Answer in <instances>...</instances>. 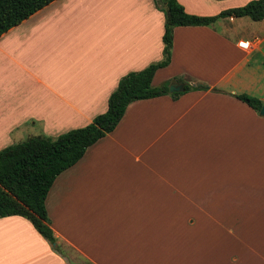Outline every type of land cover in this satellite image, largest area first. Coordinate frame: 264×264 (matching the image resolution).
<instances>
[{
  "label": "crops",
  "instance_id": "obj_1",
  "mask_svg": "<svg viewBox=\"0 0 264 264\" xmlns=\"http://www.w3.org/2000/svg\"><path fill=\"white\" fill-rule=\"evenodd\" d=\"M249 1L178 0L202 16ZM244 17L173 28L152 85L184 90L130 102L57 175L54 244L0 217V264H264V116L237 97L264 103V18ZM164 20L154 0H52L1 34L0 149L104 112L121 76L162 59Z\"/></svg>",
  "mask_w": 264,
  "mask_h": 264
},
{
  "label": "trees",
  "instance_id": "obj_2",
  "mask_svg": "<svg viewBox=\"0 0 264 264\" xmlns=\"http://www.w3.org/2000/svg\"><path fill=\"white\" fill-rule=\"evenodd\" d=\"M52 0H0V35L17 25ZM164 14L163 57L145 68L121 76L107 100V109L95 115L88 124L67 130L56 137L33 136L0 149V217L20 215L27 218L48 242L56 239L50 226L45 198L54 179L76 163L88 146L111 132L122 118L127 105L134 100L148 99L169 92V82L153 86L157 69L171 59L173 28L176 26L209 25L219 17L247 16L264 18V0H252L230 7L215 15L187 13L178 0H154ZM205 90L203 84H185V90ZM237 97L258 111L262 101L241 93Z\"/></svg>",
  "mask_w": 264,
  "mask_h": 264
},
{
  "label": "rangeland",
  "instance_id": "obj_3",
  "mask_svg": "<svg viewBox=\"0 0 264 264\" xmlns=\"http://www.w3.org/2000/svg\"><path fill=\"white\" fill-rule=\"evenodd\" d=\"M241 20H242V21H240V25H241V27H242L243 29H245V28H249V25H248L247 22H251V19H250L249 17H244V18H242ZM28 133H29V136H30V137H32V136H36L38 133H39L40 136H47V135H45L43 132H37L36 135H35V134L32 135L30 132H28ZM29 136H28V137H29ZM24 139H26V137H25ZM24 139H23V140H24ZM19 141H20V140H19ZM19 141H17V142H19ZM17 142H16V143H17ZM244 210H246L244 216L247 217V220H248V221H252L253 218H256L255 216H251V214H252L251 211H249V210H247V209H244ZM252 222H253V221H252ZM245 227H246L247 229H249V228H248V224L245 225ZM65 254L67 255V257H68L69 259H71V260H73V261L76 262V258H75V256H74V253L70 252L69 250L67 251V250L65 249Z\"/></svg>",
  "mask_w": 264,
  "mask_h": 264
},
{
  "label": "water",
  "instance_id": "obj_4",
  "mask_svg": "<svg viewBox=\"0 0 264 264\" xmlns=\"http://www.w3.org/2000/svg\"><path fill=\"white\" fill-rule=\"evenodd\" d=\"M168 88L169 92H180L184 90L182 83H170ZM259 113L264 116V103L261 105Z\"/></svg>",
  "mask_w": 264,
  "mask_h": 264
},
{
  "label": "built area",
  "instance_id": "obj_5",
  "mask_svg": "<svg viewBox=\"0 0 264 264\" xmlns=\"http://www.w3.org/2000/svg\"><path fill=\"white\" fill-rule=\"evenodd\" d=\"M238 43H239V46L244 49L249 48V45H250L248 41H239Z\"/></svg>",
  "mask_w": 264,
  "mask_h": 264
}]
</instances>
